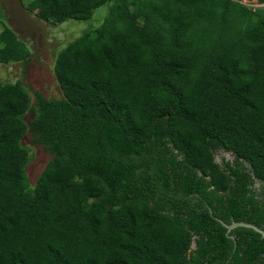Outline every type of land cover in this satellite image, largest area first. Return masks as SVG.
<instances>
[{
    "label": "trees",
    "instance_id": "trees-1",
    "mask_svg": "<svg viewBox=\"0 0 264 264\" xmlns=\"http://www.w3.org/2000/svg\"><path fill=\"white\" fill-rule=\"evenodd\" d=\"M26 9L52 23L101 10L102 23L57 53L61 98L0 81V264H264L260 233L223 224L264 230V7ZM31 52L5 24L0 64ZM29 132L52 156L35 184Z\"/></svg>",
    "mask_w": 264,
    "mask_h": 264
},
{
    "label": "rangeland",
    "instance_id": "rangeland-1",
    "mask_svg": "<svg viewBox=\"0 0 264 264\" xmlns=\"http://www.w3.org/2000/svg\"><path fill=\"white\" fill-rule=\"evenodd\" d=\"M32 0H0V32L5 24L11 28L31 49L30 63L24 67L21 63L0 64V81L22 82L27 87L42 92L51 99L61 98V90L54 75L57 53L69 43L82 35L88 26L102 23L101 10H98L91 21L69 20L63 23L45 22L26 9ZM251 9L264 7L257 0H241ZM33 94V92H31ZM35 101V99H34ZM32 114L27 115V122ZM23 144L29 146L32 161L27 166V173L32 184L45 169L52 156L43 146L32 140L29 132L23 139ZM231 159L230 155H227ZM220 162V157H217Z\"/></svg>",
    "mask_w": 264,
    "mask_h": 264
},
{
    "label": "water",
    "instance_id": "water-1",
    "mask_svg": "<svg viewBox=\"0 0 264 264\" xmlns=\"http://www.w3.org/2000/svg\"><path fill=\"white\" fill-rule=\"evenodd\" d=\"M224 226L227 227L228 231L233 230L234 228L237 227H247V228H252L255 231H257L258 233H260L262 235V237H264V230L260 227H258L257 225L251 224V223H246V222H234L231 225L224 223Z\"/></svg>",
    "mask_w": 264,
    "mask_h": 264
},
{
    "label": "clouds",
    "instance_id": "clouds-1",
    "mask_svg": "<svg viewBox=\"0 0 264 264\" xmlns=\"http://www.w3.org/2000/svg\"><path fill=\"white\" fill-rule=\"evenodd\" d=\"M229 155V154H226V156ZM228 158V157H227Z\"/></svg>",
    "mask_w": 264,
    "mask_h": 264
},
{
    "label": "flooded vegetation",
    "instance_id": "flooded-vegetation-1",
    "mask_svg": "<svg viewBox=\"0 0 264 264\" xmlns=\"http://www.w3.org/2000/svg\"><path fill=\"white\" fill-rule=\"evenodd\" d=\"M230 232V231H229ZM194 246H195V244H194Z\"/></svg>",
    "mask_w": 264,
    "mask_h": 264
}]
</instances>
